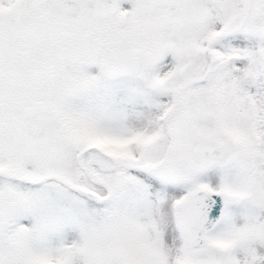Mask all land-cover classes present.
I'll return each instance as SVG.
<instances>
[{
  "label": "snow or ice",
  "instance_id": "6c2138e0",
  "mask_svg": "<svg viewBox=\"0 0 264 264\" xmlns=\"http://www.w3.org/2000/svg\"><path fill=\"white\" fill-rule=\"evenodd\" d=\"M0 264H264V0H0Z\"/></svg>",
  "mask_w": 264,
  "mask_h": 264
}]
</instances>
